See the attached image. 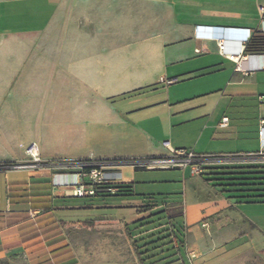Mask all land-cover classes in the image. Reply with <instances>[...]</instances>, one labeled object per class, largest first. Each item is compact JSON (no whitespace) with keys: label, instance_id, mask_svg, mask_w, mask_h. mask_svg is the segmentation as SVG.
<instances>
[{"label":"crops","instance_id":"obj_1","mask_svg":"<svg viewBox=\"0 0 264 264\" xmlns=\"http://www.w3.org/2000/svg\"><path fill=\"white\" fill-rule=\"evenodd\" d=\"M260 7L264 0H0V163L27 161L31 143L43 161L118 159L132 190L127 160L170 148L221 156L199 174L182 170L183 192L161 194L141 223L151 226L145 236L172 242L174 254L183 247L184 264H264V218L242 205L264 206V191L246 200L214 185L221 172L264 164ZM248 39L260 50L244 52ZM58 172L0 170V264H141L127 222L69 215L133 190L76 197L53 186ZM42 198L47 210L32 206Z\"/></svg>","mask_w":264,"mask_h":264},{"label":"rangeland","instance_id":"obj_2","mask_svg":"<svg viewBox=\"0 0 264 264\" xmlns=\"http://www.w3.org/2000/svg\"><path fill=\"white\" fill-rule=\"evenodd\" d=\"M150 71L151 68L143 69L139 72L136 79H145ZM182 170L183 169L174 170L171 167H138L135 169L136 181L132 183L133 193L131 195L95 198L92 200V203L97 206L95 205L93 208L84 209L80 213L72 212L68 214L73 217L78 214L92 218L112 217L117 221L127 222L128 230L134 237L138 250L142 252L139 255L136 252L138 257L140 256L144 259L143 261H140L141 264H177L180 262H186L187 258L183 247L180 248V254L177 252L174 254L173 251H176V248L173 247L174 245H172V242L161 244V241H164L165 239L155 241L154 236L146 237L144 230L151 231V226L149 224L141 225V223L146 222L148 219V210L146 209L149 204H154L155 208L160 207L162 203L161 201L165 199V196H162L161 194L183 192V178L181 177ZM104 201L107 203H103ZM84 202L90 203L91 200L89 201L85 199ZM242 205L248 207V209H245L250 216L256 215L260 218H264V206H259L263 204L244 203ZM57 215L61 216L62 212L57 210ZM67 229L71 230V228ZM55 232L56 230L53 233ZM141 237L143 238L141 239ZM147 241L153 242L146 243ZM175 257H178L179 260L174 261L175 259L173 258ZM95 262H101V264H122L121 262L110 258L100 261L95 260ZM9 263L8 260L5 261V264Z\"/></svg>","mask_w":264,"mask_h":264},{"label":"built area","instance_id":"obj_3","mask_svg":"<svg viewBox=\"0 0 264 264\" xmlns=\"http://www.w3.org/2000/svg\"><path fill=\"white\" fill-rule=\"evenodd\" d=\"M264 16V7H260ZM219 51L228 59L238 63L240 54L228 53L222 40L218 42ZM225 118L222 120L225 123ZM259 138L264 140V117L261 118L258 130ZM167 145V143H165ZM29 159L25 162L9 164L0 163V170L6 169H42L58 167L64 172H58L55 176L60 177L53 186L66 188V193L76 197L91 196L98 192L116 193L118 185L123 183V174L120 169L123 161L106 159H85L79 161H43L40 158L38 147L31 143L25 147ZM258 155H264V144ZM221 157L215 155L197 154L192 150L173 149L167 155L150 156L145 158L130 159L126 162L134 168L138 167H177L184 169L189 167L192 174L203 171L205 164L210 160ZM70 176L71 179L63 180L61 177ZM34 213L30 212V216Z\"/></svg>","mask_w":264,"mask_h":264},{"label":"trees","instance_id":"obj_4","mask_svg":"<svg viewBox=\"0 0 264 264\" xmlns=\"http://www.w3.org/2000/svg\"><path fill=\"white\" fill-rule=\"evenodd\" d=\"M264 40V39H263ZM260 50L255 44H252L251 39H248L245 44L244 52H252ZM106 160H114L117 161L118 159H106ZM4 164L14 163V162H3ZM222 168V167H221ZM238 171H224L219 174L224 175L223 177H218L214 179L217 181L214 183L216 186H220L224 188L223 190L226 191H238V192H245V195L238 196L239 198L244 199H250V198H259L263 197V195L258 194H248L251 191H264V164H257V165H250V166H243L239 168ZM132 192L131 186L128 184L121 183L118 185V191L115 194H128ZM23 194H21L22 196ZM39 195H44L38 194ZM33 196V195H32ZM32 206L34 208H38L39 205L43 207L44 210H47V206L44 205L46 202V199H33ZM154 204H149L148 208L146 210H149L151 208H154ZM173 206V211H175V215H181L182 214V202L175 203ZM164 212V209L158 210L157 212L150 213L149 216L159 215ZM167 215L160 216L157 218V220H160L162 218H165ZM62 222V221H61ZM152 222V221H150ZM153 241H149L147 243H151ZM180 242L183 243V240L180 239ZM134 241V248L137 254H141L142 252L138 250V246L135 244ZM140 261H143L144 259L140 256L138 257ZM178 258H175L174 261H177ZM179 264H184L180 262Z\"/></svg>","mask_w":264,"mask_h":264},{"label":"water","instance_id":"obj_5","mask_svg":"<svg viewBox=\"0 0 264 264\" xmlns=\"http://www.w3.org/2000/svg\"><path fill=\"white\" fill-rule=\"evenodd\" d=\"M222 31H225V29H223ZM174 169H177V167H173Z\"/></svg>","mask_w":264,"mask_h":264}]
</instances>
